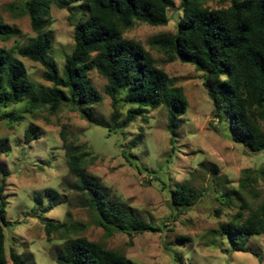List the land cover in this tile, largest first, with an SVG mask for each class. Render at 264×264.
I'll use <instances>...</instances> for the list:
<instances>
[{
	"label": "rangeland",
	"instance_id": "1",
	"mask_svg": "<svg viewBox=\"0 0 264 264\" xmlns=\"http://www.w3.org/2000/svg\"><path fill=\"white\" fill-rule=\"evenodd\" d=\"M180 3L181 0H173L167 25L137 22L124 34L150 51L157 65L184 90L188 107L175 140L169 129L166 106L150 109L146 116L128 126L124 134L111 136L107 129L90 124L80 111L68 105L54 113L48 109L25 113L23 103L3 109L25 115L14 126L0 121V139H8L11 147L10 152L0 155V163L9 173L4 181L9 221L5 226L8 264H14L11 252L18 254L23 264H60L56 259L58 253L64 250L69 238L76 237L102 242L109 249L123 252L129 264H264V234L249 239L247 247L251 252H228L231 244L220 231V225L229 221L244 203L253 209L264 202V152L254 153L232 139L227 118L214 111L203 86L202 72L191 64L170 61L149 43L159 34L176 33L183 16ZM76 5L51 7L48 33L54 42L52 56L60 68L74 48L75 20L81 16ZM229 5L228 0L206 2L210 8ZM15 6L14 0H0L3 22L18 30L8 40L0 38V47L7 49L35 37L29 16ZM15 55L19 57L16 51ZM21 59L30 80L51 85L42 78L44 67L40 63ZM90 78L103 95L102 103L95 106V115L107 121L112 112V100L104 91L107 79L96 70L90 72ZM127 107L123 108L122 118ZM30 125L40 131L41 137L26 143L24 133ZM63 130L70 140L86 145L92 153L88 172L101 179L109 199L158 230L131 237L119 231L108 233L96 221L73 188L77 177L67 167ZM124 151L139 163L142 172L130 163ZM245 170L251 171V179L247 180ZM161 177L169 186L162 185ZM184 182L202 193L189 209L174 207L170 201L169 191ZM49 188L57 191L56 198L46 193ZM230 192L232 203L221 197ZM51 204L54 208L45 213L43 209ZM46 219L66 224L62 229L67 230L48 237Z\"/></svg>",
	"mask_w": 264,
	"mask_h": 264
},
{
	"label": "trees",
	"instance_id": "2",
	"mask_svg": "<svg viewBox=\"0 0 264 264\" xmlns=\"http://www.w3.org/2000/svg\"><path fill=\"white\" fill-rule=\"evenodd\" d=\"M207 1L181 0L183 16L176 33L159 34L149 43L164 52L170 61L191 64L202 72L203 86L214 111L227 118L233 131L232 139L254 153L264 152V0H228L230 5L222 8H210L206 6ZM14 3L22 14L29 16L35 37L9 49L0 47V121L14 126L25 119L17 110H3L12 105L23 103L25 113L39 109L54 113L68 105L80 111L90 124L107 129L111 136L124 134L128 126L140 116H146L150 109L166 106L169 129L175 140L188 107L184 90L175 85L140 42L124 36L137 22L167 25L173 0H14ZM77 3L81 16L75 20L74 48L60 68L52 56L54 42L48 33L51 7L56 4L70 8ZM17 33L18 30L4 23L0 16V38L8 40ZM21 58L40 63L44 67L42 78L51 85L30 80ZM92 70L107 79L104 91L112 100V112L107 121L94 112L95 106L102 103L103 95L91 82ZM125 106L128 107L122 118ZM40 137V131L30 125L23 142L31 143ZM61 137L67 167L77 177L73 188L108 233L119 231L132 237L158 230L118 202L111 201L101 179L88 172L93 157L87 146L70 140L65 130ZM10 151L8 139H0V155ZM124 154L143 171L130 153L124 151ZM0 174V264H8L5 226L9 221L4 181L9 173L1 163ZM245 174L247 180L251 179L250 170H245ZM160 182L169 186L164 177ZM169 192L172 206L184 209L192 207L202 196L185 182ZM46 193L56 198V190L49 188ZM231 193L221 197L232 203ZM37 200L42 202L41 198ZM53 208L51 204L43 211L50 212ZM45 225L48 237L53 232L67 230L62 229L66 224H56L49 219ZM220 231L231 244L225 252H251L247 247L249 239L264 234V202L253 209L244 203L229 221L220 225ZM68 240L57 255L60 264H129L123 252L109 249L102 242L86 237ZM11 258L14 264H23L15 252H11Z\"/></svg>",
	"mask_w": 264,
	"mask_h": 264
}]
</instances>
